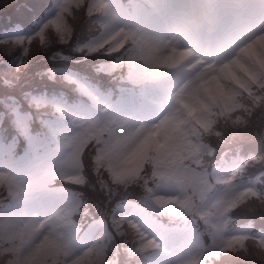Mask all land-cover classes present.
<instances>
[{
	"label": "snow or ice",
	"instance_id": "6c2138e0",
	"mask_svg": "<svg viewBox=\"0 0 264 264\" xmlns=\"http://www.w3.org/2000/svg\"><path fill=\"white\" fill-rule=\"evenodd\" d=\"M28 2L18 9L25 18L0 29V56H13L0 60V221L9 225L0 228V243H20L39 210L42 233L52 216L63 218L67 233L37 236L27 264H61V257L65 264H256L264 256V17L239 0L179 9L172 0ZM124 24L151 32V63L124 70L119 56L134 35ZM78 26L88 27L85 36ZM39 54L49 63L35 75L51 83L47 89L24 80ZM85 63L84 71L73 67ZM87 69L118 78V94ZM109 111L112 175L126 193L106 212L79 199L58 207L67 192L65 147L95 135L96 113ZM218 121L234 129L215 141L227 146L217 151L219 168L228 170L217 177L227 197L184 165L213 150L191 135ZM189 192L201 197L198 212ZM77 214L91 223H74ZM245 216L252 219L240 224Z\"/></svg>",
	"mask_w": 264,
	"mask_h": 264
},
{
	"label": "clouds",
	"instance_id": "9594fccd",
	"mask_svg": "<svg viewBox=\"0 0 264 264\" xmlns=\"http://www.w3.org/2000/svg\"><path fill=\"white\" fill-rule=\"evenodd\" d=\"M167 2V0H164ZM178 6V9L189 4H206L208 0H172ZM244 5H250L261 17H264V0H239ZM123 27L134 35L124 42L123 51L120 53L119 60L124 67L128 69L129 64L143 67L145 63H151L154 58V52L148 37L151 32L147 29L138 31V26L134 24H124ZM107 33H105L106 38ZM102 38V39H103ZM119 41H114L118 43ZM113 79H116L113 76ZM113 91L112 89H109ZM111 111L97 112L95 115V123L99 131L95 135H85L76 145L66 146L64 149L65 165L63 175L66 183L63 185L67 188L64 194L65 199L58 203V207H64L73 204L77 199L84 201L81 205L84 208H92L93 205L101 203L106 212L109 205L123 196L127 189L123 185H118L113 178L112 171L116 165V157L111 152V145L114 143V134L108 124V118ZM234 117L233 119L235 118ZM234 129L231 128L229 122L218 121L217 126L211 128L207 132H201L199 135L192 134L191 139L193 144L213 145L212 151H203L197 157H188L184 161L186 168H191L192 171L203 175V179L210 187H215L222 197L229 196L230 190L219 185L217 177L227 175L228 170L219 168L217 151L227 150L226 145L216 146L217 133L226 135ZM119 135L127 138L128 130L120 129ZM264 135V132H262ZM127 148L125 149V152ZM86 157V160L83 159ZM198 161V162H197ZM151 159L144 162V174L149 175L152 171ZM56 187H61V184H56ZM89 193L95 194L98 198L92 200ZM194 205L193 211L198 212L201 208V197L198 193L189 192ZM115 206V205H114ZM112 206V207H114ZM246 207L251 209L255 207V201L246 202ZM260 212L256 213L259 218ZM41 213L39 210H33V213L28 218L25 226L24 239L15 245H7L0 243V264H27L28 256L30 255L31 247L35 243V238L41 234H46L50 237H56L62 233H67V228L64 226L63 218L52 216L43 221H40ZM90 217V216H88ZM86 216L77 214L72 217L76 224L84 225ZM9 225L5 221H0V228L7 229ZM8 239L7 236L4 237ZM51 259V258H49ZM71 257L68 258L70 261ZM256 264H264V256L258 255L255 258ZM61 264H65L64 258H60ZM133 264H136L133 261Z\"/></svg>",
	"mask_w": 264,
	"mask_h": 264
},
{
	"label": "trees",
	"instance_id": "16d2710c",
	"mask_svg": "<svg viewBox=\"0 0 264 264\" xmlns=\"http://www.w3.org/2000/svg\"><path fill=\"white\" fill-rule=\"evenodd\" d=\"M8 5L7 7H0V14L3 17V19L5 20H9V19H21L24 18L22 17L19 12L18 9L22 6L23 8H28V0H3L2 3H0V5ZM19 15H18V14ZM86 29V26H79L78 29L76 30L77 35H81ZM40 56H36L34 59H32L31 64H30V70H29V74H30V78L32 80L36 79V71L37 68H39V66L41 65V62L39 61ZM0 60L4 61V62H10L11 61V56H0ZM43 61L44 62H48V60L46 59V57L43 54ZM3 67V64L0 63V68ZM86 68V63L84 65H79L78 66V71H84ZM90 75H92V72L89 73ZM95 75L99 76V77H105V75L103 73H99ZM39 79H36V82ZM47 81V80H46ZM50 88V87H47ZM92 200H95L93 198H90ZM93 214H97L95 212V209H92Z\"/></svg>",
	"mask_w": 264,
	"mask_h": 264
}]
</instances>
